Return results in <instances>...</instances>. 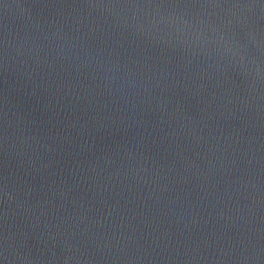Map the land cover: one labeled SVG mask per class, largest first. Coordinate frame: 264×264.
I'll return each mask as SVG.
<instances>
[{"label":"water","instance_id":"water-1","mask_svg":"<svg viewBox=\"0 0 264 264\" xmlns=\"http://www.w3.org/2000/svg\"><path fill=\"white\" fill-rule=\"evenodd\" d=\"M0 175L117 264H264V0H0Z\"/></svg>","mask_w":264,"mask_h":264}]
</instances>
